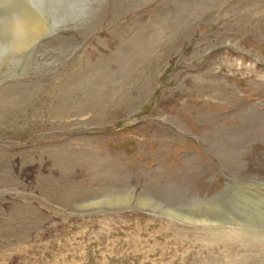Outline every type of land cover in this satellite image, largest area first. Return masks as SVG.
Instances as JSON below:
<instances>
[{"label": "rangeland", "instance_id": "1", "mask_svg": "<svg viewBox=\"0 0 264 264\" xmlns=\"http://www.w3.org/2000/svg\"><path fill=\"white\" fill-rule=\"evenodd\" d=\"M262 246L264 0H0V264Z\"/></svg>", "mask_w": 264, "mask_h": 264}, {"label": "bare ground", "instance_id": "2", "mask_svg": "<svg viewBox=\"0 0 264 264\" xmlns=\"http://www.w3.org/2000/svg\"><path fill=\"white\" fill-rule=\"evenodd\" d=\"M44 28H45L44 24L41 22V20H36V19L31 18V17H27V18H24V20L22 21L21 24H19L17 31L21 34V36L23 35L22 41H23V44H25L26 42L31 41V39L33 37H35L38 34H40L44 30ZM247 38H249V37H247ZM247 38H245L244 41H246ZM245 44H248V43H245ZM120 97H118L117 99H119ZM130 101H132L131 98L124 99V102H130ZM38 188L41 190V193L48 195V193H53L54 191H56V189L58 187H57V185L54 184L53 180L51 179V180L46 181L45 183L39 185ZM52 197L54 198L53 200H57L58 199L55 196H52ZM63 202H64V200H63ZM201 222H205V221H201ZM262 248H263V251H264V246H262Z\"/></svg>", "mask_w": 264, "mask_h": 264}]
</instances>
